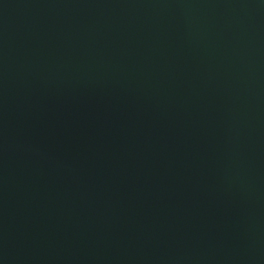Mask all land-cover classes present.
Segmentation results:
<instances>
[{
	"label": "water",
	"instance_id": "1",
	"mask_svg": "<svg viewBox=\"0 0 264 264\" xmlns=\"http://www.w3.org/2000/svg\"><path fill=\"white\" fill-rule=\"evenodd\" d=\"M0 264H264V0H0Z\"/></svg>",
	"mask_w": 264,
	"mask_h": 264
}]
</instances>
